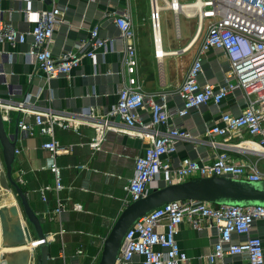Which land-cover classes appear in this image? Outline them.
I'll list each match as a JSON object with an SVG mask.
<instances>
[{
	"label": "built area",
	"instance_id": "2783aa9c",
	"mask_svg": "<svg viewBox=\"0 0 264 264\" xmlns=\"http://www.w3.org/2000/svg\"><path fill=\"white\" fill-rule=\"evenodd\" d=\"M24 1L25 13L35 15L33 24L20 31L0 16V42L23 45L29 38L22 55L35 66L42 84L19 99L13 97L11 88L6 89L7 93L0 96V112L4 123L11 121V113L18 114L17 159L22 152V136L42 138L41 149L51 163L41 169L51 172L53 186L42 187L39 193L44 202L50 191L55 193L53 212L60 219L61 234L66 232L63 224L70 214L82 212L83 205L60 197L64 189L62 168L55 158L71 153L76 145H63L55 137V128L82 135L81 128L86 127L93 134L88 142L92 150H98L106 134L116 131L119 124L130 136L148 143L135 157L133 175L123 187L124 209L154 189L193 178L215 176L264 183V0H194L200 1L201 7L191 16L179 0H150L157 58L168 56L158 52L163 46L162 11L197 18L192 42L197 33L201 34L204 20H209L184 81L176 90L160 94L143 92L136 78V36L127 11L105 14L107 23L117 29L115 35L104 36L100 26H94L86 38L74 46H64L55 56L50 46L56 24L64 22V12L54 5L37 8L32 4L37 0ZM109 52L119 55V64L127 74L122 81L119 69L106 73L107 82L116 79V101L101 112L98 99L108 95L105 90L89 96L85 107L65 110L55 82L70 79L78 71L86 84L95 88L98 76H86L80 70L82 60L96 64ZM8 55L0 52L5 60ZM6 75L0 66V80L8 87ZM206 115L212 120H206ZM180 152L184 156L180 157ZM0 166L3 171L2 162ZM19 173L16 181L21 185L25 171ZM185 222L199 236L209 237L210 244L203 252L208 264H264V206H217L192 200L170 202L139 219L126 231L115 264H186L188 255L177 238ZM45 241L49 243L47 236L46 240L31 241L27 264H37L38 247ZM83 255L81 248L76 249L71 263L83 264ZM1 264L8 262L3 260Z\"/></svg>",
	"mask_w": 264,
	"mask_h": 264
},
{
	"label": "crops",
	"instance_id": "0c3cea01",
	"mask_svg": "<svg viewBox=\"0 0 264 264\" xmlns=\"http://www.w3.org/2000/svg\"><path fill=\"white\" fill-rule=\"evenodd\" d=\"M32 4L37 8H51L54 5L64 12L62 16L64 22L56 24L54 42L50 46L55 56L60 54L64 46H74L86 38L88 31L94 26H100L101 34L104 36L115 35L117 29L113 24L107 23L105 14L117 10L127 11L131 17L136 36L138 63L136 78L143 92L148 94H160L176 90L184 81L198 52L197 50L196 53H193L189 59L181 60L178 72L173 71L176 59L179 60L184 54L192 52V48L198 42L200 35L191 43L195 36L194 33L188 42L180 48H174L168 44L165 48L163 43L162 50L168 56L163 58L155 56L153 38H143L136 32L139 27V18H142L145 13V7L148 5L150 7V0H45L44 2L37 0ZM26 5L24 0H0V16L3 21L12 24L20 31H26L35 20V15L25 13ZM178 38L182 39V34ZM29 40L28 38L27 43L15 46L0 42V52L9 53L7 60L0 56V66L7 74L5 82L8 85L7 87L0 80V96H4L7 93L6 89L11 88L13 97L19 99L27 92H35L36 88L41 86L39 72L22 55L28 48ZM144 51L148 54L145 57L142 55ZM171 52H177V54L170 56ZM166 59H169V62L165 67ZM101 60L94 64L89 59H83L81 63L80 70L86 76H98V85L95 88L86 84V80L79 76L78 71H75L70 79L61 78L55 82L58 86L61 104L65 110L85 107L89 96L93 93L103 94L105 90L108 95L98 99L100 111L104 112L110 104L116 101V79L107 82L106 73L119 69L122 72L120 78L125 81L127 79L125 68L119 64L120 58L116 53L109 52ZM17 117L18 114L13 112L10 114L11 121L5 123V128L9 134L14 133ZM206 120L209 121L212 118L206 115ZM116 121L119 122L117 119ZM81 131L82 135H76L71 130L59 128L54 130L55 137L63 145H76L71 153H60L55 158L56 164L62 168L64 189L60 193V197L83 205L82 212L71 213L69 220L63 224L66 229L65 233H60V219L53 212L56 205L55 193L50 191L45 202L39 193V189L42 187L53 186L51 172L41 169V167L49 166L51 163L47 153L41 149V137L37 135L21 137L22 140L19 145L22 152L13 168V177L17 181L20 176L19 171H25V175L22 176L24 183L20 186L27 194L29 204L39 217L43 230L49 238V252L52 258L49 264H72L70 258L78 248L84 251V255L80 258L83 264L97 263L100 259L104 239L115 220L124 210L122 206V201L125 198L123 187L133 175L134 159L148 145L146 141L130 136L128 130L119 124L116 131H110L106 134L98 150H92L88 145L93 135L92 131L86 127H82ZM1 151L0 147V160L3 163ZM179 156H184V153L180 152ZM81 165L84 168L79 167ZM19 212L17 208L12 207L11 212L8 206H0V222H4L6 229L11 231L8 228L9 223L20 220ZM13 214L15 215L13 216ZM22 233V227L18 231L14 228L12 232H6L3 224L0 223V255L2 252L13 251L11 255L14 257L8 260L15 263L24 259L23 264H27V259L23 256L20 257L19 252L14 251L31 247V241L28 247L15 246L13 249H3L5 247L1 244L23 243ZM33 235V238L36 239L35 233ZM177 238L188 255L186 264H208L203 257V252L210 244L209 237L199 236L190 224L185 222L180 226ZM7 258L5 255L2 260H7Z\"/></svg>",
	"mask_w": 264,
	"mask_h": 264
},
{
	"label": "water",
	"instance_id": "95a60500",
	"mask_svg": "<svg viewBox=\"0 0 264 264\" xmlns=\"http://www.w3.org/2000/svg\"><path fill=\"white\" fill-rule=\"evenodd\" d=\"M18 128L9 134L0 112V147L4 170L0 172V186L13 189L20 201L27 221L33 227L38 240H46V234L37 214L32 210L27 194L13 177ZM199 201L212 205L264 206V183L244 180H231L219 177L193 178L186 182L154 189L145 197L127 206L115 220L103 241L98 264H115L126 231L139 219L151 211L174 201ZM51 254L48 242L38 247L37 264H49ZM9 264V263H8Z\"/></svg>",
	"mask_w": 264,
	"mask_h": 264
},
{
	"label": "rangeland",
	"instance_id": "374dc122",
	"mask_svg": "<svg viewBox=\"0 0 264 264\" xmlns=\"http://www.w3.org/2000/svg\"><path fill=\"white\" fill-rule=\"evenodd\" d=\"M193 1L194 0H179V3L186 4V3H191ZM139 3H142V1L141 2L139 1ZM208 21H209L208 19L204 20L203 29L201 31L199 40L196 43V45L192 48V50H191L192 52H190L186 55L184 54L183 56L180 57L179 60L176 59V61L174 63V68H173L174 72H178L181 60L189 59L190 57H192L193 53L197 52L201 42L203 41V39L205 37L207 26L209 24ZM160 27H161V37H162L163 43L165 45V48H166L167 44L170 45L171 47H174V48H180L184 44H186L188 42V40L194 35L196 28H197V18L186 19L182 15H179V16L174 15L171 11H162L160 13ZM136 30H137L136 31L137 34L141 35L143 38L152 37L149 5L147 7H145V13L143 14L142 18H139V27ZM185 32H186V35H185ZM181 34H182V39L178 38ZM142 55L145 57L148 54H147V52L144 51L142 53ZM168 62H169V59H166L165 67L167 66ZM0 172H1V170H0ZM11 198H12V200H11ZM0 206H8L10 211L12 210V207L15 209L17 208V210L19 209L20 220H14L15 223L18 224L17 227H15V228H16V231H18L19 228L22 227V231H23L22 238H24V242L23 243L21 242L20 244H18V242L15 245L14 244L1 243L2 246L5 247L3 249H13L15 246H17V247H24V246L28 247L30 245L29 244L30 241L34 240V238H33L34 237L33 227L27 221L25 214L23 212L22 206L20 204V201L16 195V192L12 188L9 190H5L4 188H2L0 186ZM24 232L27 234V237H25L26 235ZM23 234H24V236H23ZM24 251H25L26 256H27V253H29V249H24L21 251V253L20 252L18 253V254H20V257L22 256ZM37 254H38V251H37ZM26 256H24V257L27 259ZM6 257H8V255ZM23 260L24 259H21L20 262H15V263L16 264H20V263L23 264V262H24ZM0 261L3 262L2 256H1ZM11 261L9 260L8 263L9 264H15V263H13V261L12 262ZM98 262H99V260L97 261L96 264H98Z\"/></svg>",
	"mask_w": 264,
	"mask_h": 264
},
{
	"label": "bare ground",
	"instance_id": "6f19581e",
	"mask_svg": "<svg viewBox=\"0 0 264 264\" xmlns=\"http://www.w3.org/2000/svg\"><path fill=\"white\" fill-rule=\"evenodd\" d=\"M176 2V1H175ZM200 7H201V3H200V1H193L192 3H186V4H182V8H183V10L186 12V14L188 15V16H191L192 15V13L194 12V10H196V11H198L199 9H200ZM190 10H193V11H190ZM178 12H180V6H179V4H178ZM192 12V13H191ZM201 27H202V20H201V23L199 24V31L201 30ZM200 35V32L199 33H197V35H196V37H195V39H197V37ZM195 39H194V41H195ZM193 41V42H194ZM192 42V43H193ZM187 49V48H186ZM162 49H158V52L159 53H165V51H161ZM175 53H177V52H171V54H175ZM166 54V53H165ZM11 212H12V210H11ZM15 214H13V216H14ZM1 224H3V226H4V228H5V231L6 232H12L13 230H14V228H15V226H16V223H14V221H12L11 223H9V229L11 230V231H9L8 229H6V226H5V223L4 222H0ZM25 235H27L26 233H25ZM30 248L31 247H29V248H27V249H29L30 250ZM21 251L22 250H18V251H14V252H20L21 253ZM11 252H13V251H11ZM11 252H2V254L0 255V259H1V256L3 257V256H5V254H6V256L8 255V258H7V262L9 261L8 259H11V257H14V256H12L11 255ZM27 255H28V253H27ZM17 256H18V254H17ZM22 256L24 257V256H26V254H25V252H23V254H22ZM22 257V258H23ZM27 257V256H26ZM14 259V258H13ZM12 262V261H11ZM17 262V261H16ZM14 263V262H13ZM0 264H1V261H0Z\"/></svg>",
	"mask_w": 264,
	"mask_h": 264
}]
</instances>
